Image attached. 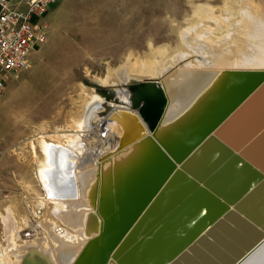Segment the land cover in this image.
I'll use <instances>...</instances> for the list:
<instances>
[{"label":"bare ground","instance_id":"6f19581e","mask_svg":"<svg viewBox=\"0 0 264 264\" xmlns=\"http://www.w3.org/2000/svg\"><path fill=\"white\" fill-rule=\"evenodd\" d=\"M221 1L219 7L209 0L190 1L191 16L185 19L179 31L180 46L172 54L168 46L151 45V55L145 59L134 58L116 71H108L105 80L110 82L115 78L129 84L142 83V77L161 80L146 82L165 100L153 131L139 118L134 107L139 97L132 89L97 94L80 84L84 103L77 115L54 132L45 131L42 124L41 131L28 140L36 169L22 186L35 195L34 204L47 215L35 220L34 229L42 236L24 240V217L14 202L4 207L0 212V264H99L100 254L92 253V245L85 247L102 233L103 247L110 245L130 223L170 169L171 163L160 152L179 168L175 160L197 140L202 144L207 130L245 94L256 79L250 73L264 71V0ZM263 105L264 89L228 119L227 130L241 134L245 120L256 117ZM120 113L121 125L117 121ZM141 129L146 135L132 142ZM218 129L210 135L228 142ZM97 131L103 134L99 138L109 134L117 138L112 149L94 156L90 145ZM120 137L122 146L132 144L117 150ZM216 146L210 140L184 168H193ZM107 154L110 156L101 161ZM133 235L129 233L111 252L107 264H132L137 250L151 239L147 235L135 248L121 253ZM238 264H264V240Z\"/></svg>","mask_w":264,"mask_h":264},{"label":"rangeland","instance_id":"374dc122","mask_svg":"<svg viewBox=\"0 0 264 264\" xmlns=\"http://www.w3.org/2000/svg\"><path fill=\"white\" fill-rule=\"evenodd\" d=\"M190 1L206 2L58 0L42 15L39 20L42 42L32 49L25 70L9 76L0 96V212L10 202L16 204L25 222L22 239L42 236L38 228L34 229L35 220L47 215L34 204L35 195L22 186L34 177L36 169L28 140L41 131L42 124L45 131L54 132L77 115L84 103L80 84L97 94L138 86L141 82L129 84L116 78L110 82L105 78L109 70L116 71L134 58L151 55V45L152 48L168 46L172 54L180 46L179 31L191 16ZM209 2L222 5L221 0ZM159 80L142 77L143 84L147 81L155 84ZM98 135L103 134L97 131L90 145L94 156L116 145L115 134L101 138ZM34 186L35 190L40 189L35 183ZM1 235L0 226V243H3Z\"/></svg>","mask_w":264,"mask_h":264},{"label":"water","instance_id":"95a60500","mask_svg":"<svg viewBox=\"0 0 264 264\" xmlns=\"http://www.w3.org/2000/svg\"><path fill=\"white\" fill-rule=\"evenodd\" d=\"M250 74L256 77L255 82L207 130L202 144L197 140L175 160L179 168L160 152L171 163L170 169L130 223L110 245L103 247L102 233L85 247L92 245V253L100 254L99 264H107L111 252L131 232L134 235L121 253L135 248L152 233L137 250L132 264H238L264 240V105L256 117L245 120L241 134L227 130L228 119L264 89V71ZM132 90L139 97L134 104L139 118L153 131L163 113L164 97L153 93L147 83ZM122 115L117 120L120 125ZM217 127L228 142L210 135L212 131L215 135ZM145 135L141 129L132 142ZM120 140L117 150L132 144L122 146ZM210 140L217 146L193 168L185 169L184 164ZM168 185L172 187L163 195Z\"/></svg>","mask_w":264,"mask_h":264},{"label":"built area","instance_id":"2783aa9c","mask_svg":"<svg viewBox=\"0 0 264 264\" xmlns=\"http://www.w3.org/2000/svg\"><path fill=\"white\" fill-rule=\"evenodd\" d=\"M56 0H0V96L11 75H18L28 64L34 46L43 40L38 20Z\"/></svg>","mask_w":264,"mask_h":264},{"label":"crops","instance_id":"0c3cea01","mask_svg":"<svg viewBox=\"0 0 264 264\" xmlns=\"http://www.w3.org/2000/svg\"><path fill=\"white\" fill-rule=\"evenodd\" d=\"M57 1L58 0H56L54 3H51V5H49V8L51 7V6H53L54 4H56L57 3ZM15 6L16 7H18V8H25L24 6V1L22 2V0H20V1H18V0H16V2H15ZM54 7V6H53ZM49 8L47 9V10H49ZM38 22H39V20H38Z\"/></svg>","mask_w":264,"mask_h":264}]
</instances>
